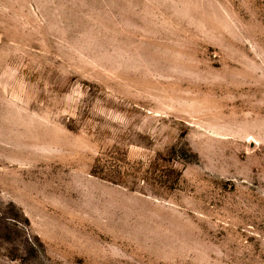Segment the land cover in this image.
<instances>
[{
    "label": "rangeland",
    "instance_id": "1",
    "mask_svg": "<svg viewBox=\"0 0 264 264\" xmlns=\"http://www.w3.org/2000/svg\"><path fill=\"white\" fill-rule=\"evenodd\" d=\"M0 264H264V0H0Z\"/></svg>",
    "mask_w": 264,
    "mask_h": 264
}]
</instances>
